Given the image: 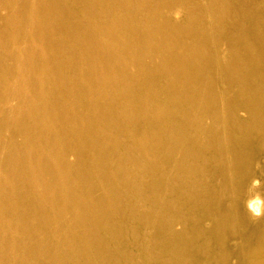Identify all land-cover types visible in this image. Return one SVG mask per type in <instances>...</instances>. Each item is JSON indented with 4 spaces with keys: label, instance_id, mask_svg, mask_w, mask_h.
<instances>
[{
    "label": "bare ground",
    "instance_id": "6f19581e",
    "mask_svg": "<svg viewBox=\"0 0 264 264\" xmlns=\"http://www.w3.org/2000/svg\"><path fill=\"white\" fill-rule=\"evenodd\" d=\"M144 1L2 3L20 51L9 56L0 31V264H79L63 225L81 194L103 234L87 217L74 228L99 246L97 263L105 239L118 250L113 232L126 222L143 264H264V0H148V24L125 32L123 4ZM112 28L165 84L126 94L133 84L109 66ZM164 90L170 123L147 95ZM22 98L25 110L8 107ZM92 130L114 137L127 195L103 178L92 187L83 166L106 162Z\"/></svg>",
    "mask_w": 264,
    "mask_h": 264
},
{
    "label": "rangeland",
    "instance_id": "374dc122",
    "mask_svg": "<svg viewBox=\"0 0 264 264\" xmlns=\"http://www.w3.org/2000/svg\"><path fill=\"white\" fill-rule=\"evenodd\" d=\"M0 31L5 35H9L10 39H13V32H9L7 30V21H2L3 16L6 14V10L2 8V3L7 0H0ZM203 3V2H202ZM131 3L127 2L123 4L124 7L128 9V11L123 10V16L128 19L127 25L124 27V31L127 33H133L135 31L131 30L133 25L137 26L138 23L142 20L144 24L147 23L148 13L145 9L146 6H149V1L145 0L144 2L139 3H132V6H139V10L136 11L131 9ZM108 5V4H107ZM3 13V14H2ZM130 14V15H128ZM110 16V23L112 24L111 20L113 18H120L121 15H112ZM195 15L200 16L199 12H195ZM39 25V24H38ZM37 25V26H38ZM207 32H210L209 28H206ZM112 34L115 37V44L114 46H109V49L106 50L110 53V68L114 69L123 74L128 80L133 84L134 90L131 92H127V95L131 96H138L141 97L143 93H146V90L149 88H153L160 84H165V82L160 78L157 77L153 71L152 67L153 64L150 60L146 59L145 61L136 53L137 48L135 44H132V38L126 36L122 31L115 30L112 28ZM254 35V33H251ZM11 35V36H10ZM105 38V37H104ZM8 41V55L14 56L15 54L19 53L20 49L16 48L12 41ZM60 41V40H58ZM65 42L61 41L63 45ZM66 45H68L66 43ZM240 44L237 43V46ZM255 47L257 44L254 45ZM206 48H209V44H206ZM112 49V50H111ZM151 49V47H149ZM155 53L159 55V50L157 48H153ZM181 52V50H180ZM179 53V52H178ZM177 53V54H178ZM20 86L24 90H28V81L21 80ZM150 101L155 102L158 104L164 112V119L166 122L170 123L172 117L177 114V108L171 105L169 101L168 93L164 90L162 94L157 95L155 93H147ZM19 102H12L8 107L11 108H19L21 110H25L27 104L25 103L26 100L22 98L18 100ZM169 126V124H167ZM47 128H50V124L48 122ZM172 131V130H171ZM203 136L198 133L196 138L200 140ZM208 137V136H207ZM87 140L91 143L100 145L106 151V162L104 166H101L95 159H92L91 163L88 166H83L86 175L90 178L92 187L96 189L98 186L101 185V178L108 185L113 188L115 191L119 193H123L127 195L132 187L131 181L127 174L125 173L123 167H119L115 169L111 162V155L113 149L115 148L116 141L114 137L109 132H97L92 130L86 136ZM102 173V177L100 176ZM123 178L124 183H120L119 178ZM167 183V180L163 181ZM254 187H257V183L254 184ZM250 192H253L252 190ZM94 196V195H93ZM105 197L104 194H101V198ZM92 196L90 194H81L78 197V202L80 208L73 209L70 213V219L63 225V242L65 238L71 240L73 245L70 248V255L71 258H75L78 260L79 264H100L95 262L98 259L99 255L97 253V249L99 246L97 244L88 243L85 235L83 232H78L77 229L74 228L75 224L74 221L79 220L82 217H87L89 220L92 221V224L89 228L90 231L95 233H102L100 227L96 223V215L94 213L84 211V208L90 203ZM256 204L258 206H263V202L259 200L254 202V199L249 200V204ZM260 206V207H261ZM106 208L111 210L109 203L106 204ZM261 210V208H260ZM257 213L256 216L261 215V211ZM253 211V208H248L246 211L247 214ZM264 214V213H262ZM259 217V216H258ZM111 225V223H110ZM109 225V228H110ZM126 222L117 223L114 229V235L121 238V243L119 245L118 250H115L111 245L109 239H105L101 250L104 252L106 257L105 261L101 264H143L144 263V256L141 253V248L137 245V243L126 233ZM15 235V234H14ZM232 245V244H231ZM83 248L84 254L80 255L79 250ZM163 259V258H162Z\"/></svg>",
    "mask_w": 264,
    "mask_h": 264
}]
</instances>
